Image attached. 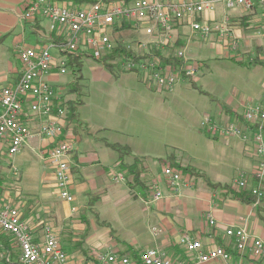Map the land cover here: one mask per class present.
<instances>
[{
	"label": "crops",
	"instance_id": "0c3cea01",
	"mask_svg": "<svg viewBox=\"0 0 264 264\" xmlns=\"http://www.w3.org/2000/svg\"><path fill=\"white\" fill-rule=\"evenodd\" d=\"M34 1L0 0V89L14 86L18 82L23 71L19 52L25 44L33 39L36 44L33 48H40L53 43L50 40L52 35L62 38L58 32L51 31L48 21L40 17L35 20L25 17L28 5ZM50 1L69 8H82L89 4L82 0ZM211 19L214 20L212 25L227 20V36L221 37L216 32L209 39L203 40L198 33L192 32L188 24H184L178 26L174 38L178 39L183 48L189 46L188 52L190 45H196V37L204 43L210 40L208 45L214 57L229 63V70L220 76L218 83L204 81V93L198 92L205 99L195 95L196 89L187 86L190 80H182L171 91L163 92L177 102L178 109L193 127L192 133H186L173 142L172 152L166 157L144 154L137 146L118 139L113 145L127 147L131 153L121 158L119 152L111 149L117 154L113 160H109L104 148H109L107 142L112 143L106 134L123 133L121 123L114 120V116L105 117L106 111L101 105L95 106L96 113L91 117L87 107L90 104H86L88 95L85 87L83 104L77 109L78 120L68 122L66 118L62 122L59 137H32L24 145L30 146L35 139L38 140L41 158L52 166V174L44 175L43 190L39 196L26 198V202H16L14 207L25 209L29 202L30 212L23 220L29 224L37 241L42 240L43 226L40 223L45 220L53 224L70 264H105L102 257L110 253L128 256L135 264H142L140 257L149 250L164 253L173 262L197 264L196 256L188 253L180 244L184 235L200 241L204 252L216 248L225 249L231 254L230 264H264L256 263L248 255L237 252L234 239L226 235L227 229L242 227L252 237L264 242V198L248 204L232 198L233 192H251L256 187L264 191V184L259 185L254 177L259 162L253 141L254 131H250L249 140L244 141L240 137L213 134L203 125L205 118L211 117L221 126L237 123L246 129V112L252 107L264 105V15L260 9L247 11L244 7H238L227 10L221 3ZM184 27L190 28V35L182 31ZM53 54L57 60L62 57L58 51L54 50ZM188 58L200 63L203 69L209 67L199 55L190 53ZM84 60L92 59L82 60V76ZM122 74L125 73L115 77L110 73L107 80L121 81ZM58 76L53 74L48 79L54 83ZM137 84L141 91H146L144 94L149 97V102L156 100L154 96L157 91L148 87L150 91L141 89L144 88L142 82ZM27 122L33 128L39 125L36 120L29 119ZM60 141H68L75 147L70 157V191L74 197L73 202L60 197L56 170L48 159V152ZM81 146H84V150H81ZM173 152L177 162L190 170L188 173L182 172L185 186L181 185L178 189L170 188L164 175L169 165L166 159ZM6 153L7 146L0 145V156ZM136 158L143 166L142 185L131 189L129 182L132 178H128L124 167L133 165ZM147 158H150L148 162ZM157 159L165 164L164 170L156 168L154 162ZM111 164H114L113 171L107 173ZM94 169L98 170L96 175ZM242 175H246V189L237 185ZM119 176L124 177V181L116 180ZM206 180L219 188L210 187ZM160 189L162 198L152 201L154 193ZM6 192L3 191L2 200L9 198L10 193ZM80 197H84V200L79 201ZM61 200L64 208L58 211L57 205ZM98 202L109 205L104 215L94 211ZM210 217L215 220L214 226L209 222ZM91 223H94L93 227ZM66 245L72 247V250L68 251ZM93 249L97 253L104 249L107 252L94 257ZM208 264L225 263L218 260Z\"/></svg>",
	"mask_w": 264,
	"mask_h": 264
},
{
	"label": "built area",
	"instance_id": "2783aa9c",
	"mask_svg": "<svg viewBox=\"0 0 264 264\" xmlns=\"http://www.w3.org/2000/svg\"><path fill=\"white\" fill-rule=\"evenodd\" d=\"M227 10L244 7L247 11L260 9L264 15V0H94L82 8H69L50 0H35L28 5L25 17L35 20L40 17L50 24L63 38L64 44H50L40 48H22L19 58L23 71L18 82L11 87L0 89V145L7 146V154H18L26 142L37 136L59 137L62 122L66 119V110L56 106L64 96L58 88L49 82L53 74L65 75L66 55H82L95 61L107 59L125 73H136L141 82L159 92H169L184 79L194 80L200 70L197 62L189 59L184 48L175 49L174 34L178 26L188 24L193 33L203 40L214 33L225 37L229 33L227 20L215 23L211 16L216 13L219 4ZM130 29L144 40L136 42L137 48L125 45L137 58L118 56L108 59L118 47L115 35ZM62 57L56 59L53 51ZM161 52L164 57H176L182 61V67L163 65L161 58L153 52ZM169 52V55L167 53ZM154 85V86H153ZM38 122V126H29L27 120ZM247 128L237 123L219 125L211 117H206L203 125L213 134L225 137H240L249 140V132L254 131V145L258 159L255 179L264 184V105L250 108L244 115ZM75 147L68 141H60L48 152V159L55 168L56 185L60 197L73 202L71 194L72 164L71 155ZM13 175L18 176L14 169ZM168 186L178 189L183 182V173L167 167L164 171ZM246 175H242L237 185L247 188ZM116 180L124 181L119 176ZM252 193L259 199L264 197L262 189L256 187ZM162 198L156 191L152 201ZM209 222L215 225L210 217ZM0 235L12 237L19 252V264H70L68 255L59 243L55 228L50 224L42 227V240L37 241L29 224L23 220L19 209L0 203ZM226 235L233 238L237 252L248 255L256 263L264 262V242L252 237L245 228H229ZM180 244L188 253L196 256L197 264L223 261L230 264L231 254L223 248L204 252L203 244L190 235H184ZM105 264H135L130 257L110 253L102 257ZM142 264H191L170 261L158 250H149L141 255ZM0 264H13L10 254L0 251Z\"/></svg>",
	"mask_w": 264,
	"mask_h": 264
},
{
	"label": "rangeland",
	"instance_id": "374dc122",
	"mask_svg": "<svg viewBox=\"0 0 264 264\" xmlns=\"http://www.w3.org/2000/svg\"><path fill=\"white\" fill-rule=\"evenodd\" d=\"M182 31L186 32L189 35L191 33V30L188 27H184ZM115 39L117 41H120L123 45H130L133 48H137L136 42L139 40H144L145 38L142 36L139 38L134 30L131 31L130 29H126L120 31L119 34L115 35ZM196 39L198 44L196 43V45H190L189 52V46L187 49L185 47L183 50L187 57L190 53L199 55L201 60H206V64L209 66L204 67L203 69L201 64L198 63L200 70L197 74V77L194 79V81H197L196 87L193 85L192 81H188L186 83L187 86L196 89L197 92L195 93V95L201 98L202 96L200 93H202V90L206 88L204 81L218 83L221 79L220 76L222 74H226V71L229 70V63H226L221 59H216L214 57V52L211 49L210 44L208 45L210 40L205 41L204 43L201 42L202 40L199 37H196ZM175 42L179 43L178 39H176ZM204 44H206L207 46H205ZM29 46H31L32 48L36 47L35 41L33 39L25 44L22 48H31ZM167 55H169V52L167 53ZM92 60H84L83 66V85L85 87V93L88 95L86 104H90L87 106L89 109L88 113L91 117H93L96 113L95 106L101 105V108L106 111L105 117L114 116V120L120 121V128L123 131V133L111 132L106 134V136H108L109 138L110 143H117L115 141L119 139L122 142H127L129 144L137 146L140 150H142L141 152H144V154H151L150 156L164 158L167 154L172 152V144L173 142H175V140H178L182 137V135L186 133H192L193 127L191 123L186 121L184 115L178 109L177 102L172 101L167 93L157 91L155 93L156 96H154V99L156 100H151L149 102V97L144 94L146 93V91L142 90L145 91L142 92L137 84L138 82H141V77L138 74L133 72L122 74L123 80L121 81L107 80L110 75L109 71L106 70L101 64L94 62L95 60ZM74 75V70L70 68L67 74L58 76L56 78L57 81H55L54 83L49 80L52 85L58 86V93L59 95L64 96V101L74 99L73 96L68 94L69 85L72 81H74ZM142 85L144 88L141 89H147V91H156V89H151L148 86H145L143 83ZM39 147L40 143L37 139H35L32 145L25 146L18 154L14 156H9L7 153L0 156L1 204L14 207V204L16 202L22 203L23 200H25L26 202V198H36L40 195L43 190L42 186L44 184V175L52 174V166H50V164L47 165L43 161L40 155ZM111 149L112 148L110 147L104 148V152L107 153L109 160H113V156L117 154L115 151H113L114 149ZM81 150H84V146H81ZM88 156L91 157L90 154H88ZM148 159L150 160V158H147L146 162H148ZM154 163L158 170L162 171L165 169V164L162 161L157 159ZM113 167L114 164H111L107 169V173L112 172ZM11 169L19 171L20 175L18 174L19 176L15 177L13 175V170ZM93 172L96 175V172H98V170L94 169ZM3 191H7L6 193H10L8 194L9 198L6 200H2ZM160 192L162 193L161 189ZM14 197L20 199L14 200ZM83 200L84 197H80L79 201ZM85 201L88 202L89 200L86 199ZM28 205L29 202L25 206V209L22 207L20 208V213L23 219H26L29 215L30 211H28V209L30 207ZM108 207L109 205L98 202L95 206L96 210L94 211L96 213L104 215L107 212ZM63 208L64 203L61 200L57 205V210L63 211ZM45 223H49L53 226L50 221L48 222L45 220L40 223V226H44ZM93 226L94 223H91V227ZM15 243L16 242L11 238L10 245L13 247V252L11 253L12 259L15 260L14 256H16L18 260L19 249ZM66 248L68 251L72 250V247L68 245H66ZM106 252L107 249L102 250L101 253H97L96 250H94L92 251V255L96 257L99 254H104Z\"/></svg>",
	"mask_w": 264,
	"mask_h": 264
},
{
	"label": "trees",
	"instance_id": "16d2710c",
	"mask_svg": "<svg viewBox=\"0 0 264 264\" xmlns=\"http://www.w3.org/2000/svg\"><path fill=\"white\" fill-rule=\"evenodd\" d=\"M56 2V0H53ZM57 1H62V0H57ZM81 2H86V3H93L94 0H82ZM176 28H178V24H176ZM50 40L53 41L54 44H57L59 46H62L64 44V40L62 38H57L55 35L50 36ZM49 41V40H48ZM47 41V42H48ZM46 42V43H47ZM51 43V42H50ZM183 47L180 45V43L175 44V49ZM154 55L159 56L161 58V63L163 65H171L174 67H182L183 63L180 61L178 58L174 57H169L166 58L161 52H153ZM63 57H66L67 60V67L68 69H73L74 70V81L69 85V92L68 94L73 96V100L69 101H64V97L60 101H56V106L60 107L62 109H65L67 114L66 118L68 122H73L78 120V107L83 104V92H84V86L82 85V81L84 80L82 76V60L84 57L82 55H66L62 54ZM118 56H124L127 58H137V56L133 53L132 50H129L125 45H123L120 41L118 42V47L115 49L112 55L108 57V59H115ZM100 64H102L113 76L119 77V74L125 73L122 70H119L116 65H111L107 62V59L96 61ZM192 81L193 85L196 87V83ZM152 89V88H151ZM202 93H204L202 91ZM107 146L110 148L116 150L119 152L120 157L124 158L125 155L130 154L131 151L127 147L119 146V145H113L107 143ZM166 162L169 163L168 167L179 170L181 172L188 173L190 170L188 168H184L181 166L180 163L177 162L176 154L173 152L170 156L167 157ZM167 168V167H166ZM124 170L126 171V174L128 178H132L131 182H129V186L132 189V187L135 186H141V175L143 172V166L139 159H135V163L131 166H126L124 167ZM207 184L212 187V188H219L218 185H213L210 183L208 180ZM1 191V190H0ZM232 198L235 200L241 201L243 203H256L259 198L258 196L254 195L251 192H246L242 191L240 193H232ZM97 199V198H96ZM261 200V199H260ZM10 237H5L3 235H0V250L5 251L6 253L10 254L12 258V252H13V247L10 245ZM228 252V251H227ZM15 260H13V264H19V261L17 260V257L14 256ZM141 259V257H140Z\"/></svg>",
	"mask_w": 264,
	"mask_h": 264
}]
</instances>
